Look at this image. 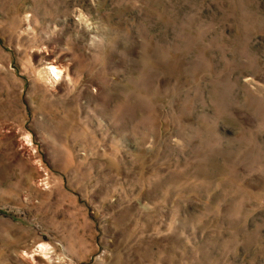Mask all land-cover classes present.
Masks as SVG:
<instances>
[{
  "label": "rangeland",
  "instance_id": "obj_1",
  "mask_svg": "<svg viewBox=\"0 0 264 264\" xmlns=\"http://www.w3.org/2000/svg\"><path fill=\"white\" fill-rule=\"evenodd\" d=\"M0 264H264V0H0Z\"/></svg>",
  "mask_w": 264,
  "mask_h": 264
},
{
  "label": "bare ground",
  "instance_id": "obj_2",
  "mask_svg": "<svg viewBox=\"0 0 264 264\" xmlns=\"http://www.w3.org/2000/svg\"><path fill=\"white\" fill-rule=\"evenodd\" d=\"M50 69H52L53 71H55V72H58V73H61V69L59 70L57 67H55L54 65H49V68H48V70H50Z\"/></svg>",
  "mask_w": 264,
  "mask_h": 264
}]
</instances>
